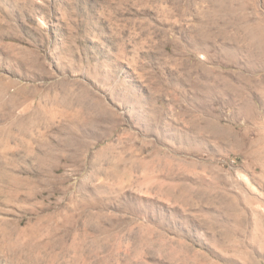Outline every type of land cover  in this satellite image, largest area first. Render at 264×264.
<instances>
[{"label": "rangeland", "instance_id": "obj_1", "mask_svg": "<svg viewBox=\"0 0 264 264\" xmlns=\"http://www.w3.org/2000/svg\"><path fill=\"white\" fill-rule=\"evenodd\" d=\"M0 264H264V0H0Z\"/></svg>", "mask_w": 264, "mask_h": 264}]
</instances>
